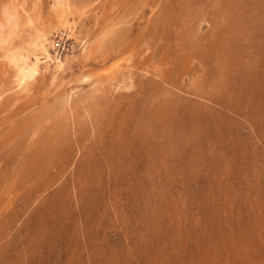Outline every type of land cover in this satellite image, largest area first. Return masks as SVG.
<instances>
[{"label": "rangeland", "instance_id": "obj_1", "mask_svg": "<svg viewBox=\"0 0 264 264\" xmlns=\"http://www.w3.org/2000/svg\"><path fill=\"white\" fill-rule=\"evenodd\" d=\"M69 1L0 0V264H264V0Z\"/></svg>", "mask_w": 264, "mask_h": 264}, {"label": "bare ground", "instance_id": "obj_2", "mask_svg": "<svg viewBox=\"0 0 264 264\" xmlns=\"http://www.w3.org/2000/svg\"><path fill=\"white\" fill-rule=\"evenodd\" d=\"M64 1H69V0H64ZM63 0H56V2L55 3H53V5H52V7H51V9H52V16L54 15L55 16V19H57V20H59L60 21V23H61V26H62V34H66V36H71L72 35V32H73V30H74V27H73V25H72V22H73V20L72 21H70L71 19H69V15H70V12H69V8L70 7H68L67 6V4H66V2H64ZM102 2V1H101ZM51 3H52V0H51ZM69 4H70V1H69ZM108 4H109V0H105V2L103 3V5H102V10H103V14H102V17H103V15H104V12L106 11V9H107V7H108ZM83 5V4H82ZM81 5V6H82ZM70 6V5H69ZM72 6H73V4H72ZM75 6V5H74ZM80 8V7H79ZM78 8V9H79ZM74 9V8H73ZM82 11V10H81ZM101 11V10H100ZM72 12V11H71ZM73 12H74V10H73ZM51 13V12H50ZM79 13H82V12H79ZM100 13V12H99ZM99 13H98V15L97 16H99ZM51 16V15H50ZM71 16V15H70ZM82 16V15H81ZM73 18L75 17V16H72ZM54 18V17H53ZM53 18H51V19H53ZM99 18V17H98ZM30 19V18H29ZM54 19V20H55ZM100 19V18H99ZM53 20V21H54ZM96 20V19H95ZM32 21V20H31ZM96 21H98V20H96ZM55 22V21H54ZM57 22V21H56ZM75 22V21H74ZM78 22V21H77ZM57 24H58V22H57ZM95 24V23H94ZM100 24H102V23H100ZM75 25V24H74ZM57 26V25H56ZM59 26V25H58ZM99 27V26H98ZM54 28V27H53ZM75 28H76V26H75ZM77 29V28H76ZM42 30V29H41ZM79 30V29H78ZM37 31V30H36ZM53 31V30H52ZM55 31H57V30H55ZM42 32V31H41ZM61 32V31H60ZM78 32V31H77ZM78 33H80V32H78ZM47 34V33H46ZM75 34H76V32H75ZM63 35V36H64ZM78 35V34H77ZM76 35V36H77ZM93 35V34H92ZM37 36H38V34H37ZM53 37H54V35H52ZM58 36V35H57ZM62 36V37H63ZM66 36H64V38L66 37ZM86 36V35H85ZM47 37V36H46ZM81 37V36H80ZM39 38V37H38ZM45 38V37H44ZM67 38V37H66ZM70 38H72V37H70ZM74 38V37H73ZM105 38V37H104ZM80 39V38H79ZM91 39V38H90ZM40 40V39H39ZM61 40V39H60ZM42 41V40H41ZM52 41V40H51ZM66 41H67V39H66ZM89 40H82L80 43L82 44V47H81V50H80V55H85L86 53H88L90 50H91V48L93 47L92 45H91V43H89L88 42ZM53 42V41H52ZM60 42V41H59ZM44 43V42H43ZM67 43V42H66ZM99 43V42H98ZM98 43H96L97 45H98ZM40 44V43H39ZM58 44V43H57ZM79 44V43H78ZM41 45H43V44H41ZM94 45V44H93ZM100 45V44H99ZM92 46V47H91ZM94 46H96V45H94ZM22 47V46H21ZM30 47V46H29ZM32 47V46H31ZM38 47H39V45H38ZM43 47V46H42ZM67 47V46H66ZM65 47V48H66ZM78 47V46H77ZM97 47V46H96ZM9 48V47H8ZM12 48V47H11ZM10 48V49H11ZM20 48V47H19ZM40 48V47H39ZM59 48V47H58ZM68 48V47H67ZM66 48V49H67ZM99 48V47H98ZM9 49V50H10ZM23 49V48H22ZM25 49V48H24ZM79 49V48H78ZM96 49V48H95ZM94 49V50H95ZM19 50V49H18ZM21 50V49H20ZM45 50V49H44ZM43 50V51H44ZM62 50V49H61ZM68 50V49H67ZM93 50V49H92ZM23 51V50H22ZM30 51V50H29ZM33 51V50H32ZM70 51V50H69ZM72 51V50H71ZM52 52V51H51ZM54 52V51H53ZM55 52H57V50H55ZM59 52V51H58ZM61 52V51H60ZM59 52V53H60ZM64 52V51H63ZM14 53V52H13ZM32 53V52H31ZM33 53H34V51H33ZM66 53V52H65ZM74 53H76V52H74ZM73 53V54H74ZM91 53H92V51H91ZM15 54V53H14ZM17 54V53H16ZM24 55H25V53H24ZM32 55V54H31ZM34 55V54H33ZM45 55H46V53H45ZM78 55V54H77ZM77 55H75V56H77ZM13 56V55H12ZM28 56V55H27ZM26 56V57H27ZM38 56V55H37ZM36 56V57H37ZM42 56V55H41ZM44 56V55H43ZM74 56V55H73ZM19 57V56H18ZM24 57V56H23ZM25 57V58H26ZM33 57V56H32ZM35 57V56H34ZM45 57V56H44ZM47 57V56H46ZM55 57V62H56V66H57V68H59V69H63V68H65L66 67V65L67 64H69L70 62H71V60H72V58H71V55H69V54H63V55H59V54H57L56 56H54ZM88 57V56H87ZM91 57H92V55H91ZM122 57V56H121ZM12 58V57H11ZM14 58V57H13ZM75 58V57H74ZM29 59V58H28ZM37 59H38V57H37ZM43 59V58H42ZM51 59V58H50ZM12 60H14V59H12ZM31 60V59H30ZM53 60V59H52ZM76 60H77V58H76ZM81 61L83 60V59H80ZM23 61V60H22ZM21 61V62H22ZM34 61V60H33ZM36 61V60H35ZM39 61H40V59H39ZM45 61V60H44ZM86 61V60H85ZM50 62V61H49ZM53 62V61H52ZM76 62H78V61H76ZM111 62V61H110ZM121 62H122V58H117V59H115L114 61H112L109 65H107L104 69H103V73L105 74V76H108L107 78H109V76L110 75H114L115 74V71H117V69H118V67L121 65ZM15 63V62H14ZM27 63V62H26ZM17 64V63H16ZM23 64V63H22ZM28 64V63H27ZM50 64V63H49ZM105 64V63H104ZM26 65V64H25ZM31 65H33V64H31ZM30 65V66H31ZM35 65H36V63H35ZM55 65V64H54ZM53 65V66H54ZM37 66H38V63H37ZM16 68H18V67H16ZM22 68V67H21ZM28 68V67H27ZM44 68H45V66H44ZM101 68V67H100ZM102 68H103V66H102ZM31 69V68H30ZM36 69V68H35ZM16 70V69H15ZM64 70V69H63ZM19 71V70H18ZM30 71V70H29ZM19 72H21V71H19ZM28 72V71H27ZM33 72H34V70H33ZM36 72V71H35ZM84 73V72H83ZM96 73H97V71H96ZM112 73H114V74H112ZM17 74V73H16ZM15 74V75H16ZM81 74V73H80ZM79 74V75H80ZM98 74V73H97ZM23 75V74H22ZM25 75V74H24ZM30 75H32V74H30ZM34 75V74H33ZM84 75V74H83ZM82 75V76H83ZM86 75V74H85ZM102 75V74H101ZM36 76V75H35ZM98 76H99V74H98ZM17 77H19V78H21V76H20V74L19 75H17ZM22 77H24V76H22ZM28 78H29V76H28ZM33 78L34 77H31V79L33 80ZM111 78H112V76H111ZM111 78H109V79H107V80H110ZM14 79H16V78H14ZM25 79H27V78H25ZM18 80V79H17ZM30 80V79H29ZM25 81V80H24ZM23 81V82H24ZM22 82V81H21ZM20 82V83H21ZM27 82V81H26ZM30 82H31V80H30ZM68 82V81H67ZM15 83H16V81H15ZM19 83V84H20ZM25 83V82H24ZM18 83H17V85H19ZM27 84H29V83H27ZM16 85V84H15ZM15 85H13V86H15ZM21 85H23V84H21ZM12 86V87H13ZM27 86V85H26ZM21 88V87H20ZM22 88H23V86H22ZM26 88V87H25ZM24 89V88H23ZM22 91V90H21Z\"/></svg>", "mask_w": 264, "mask_h": 264}]
</instances>
